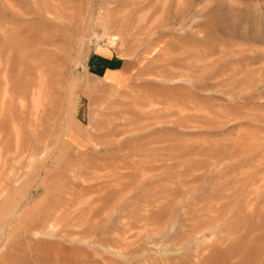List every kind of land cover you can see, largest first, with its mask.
Returning a JSON list of instances; mask_svg holds the SVG:
<instances>
[{"label":"rangeland","instance_id":"rangeland-1","mask_svg":"<svg viewBox=\"0 0 264 264\" xmlns=\"http://www.w3.org/2000/svg\"><path fill=\"white\" fill-rule=\"evenodd\" d=\"M0 264H264V0H0Z\"/></svg>","mask_w":264,"mask_h":264},{"label":"crops","instance_id":"crops-1","mask_svg":"<svg viewBox=\"0 0 264 264\" xmlns=\"http://www.w3.org/2000/svg\"><path fill=\"white\" fill-rule=\"evenodd\" d=\"M127 68V61L116 54L108 53L105 49L95 50L87 61L89 72L113 85H123L128 74Z\"/></svg>","mask_w":264,"mask_h":264}]
</instances>
